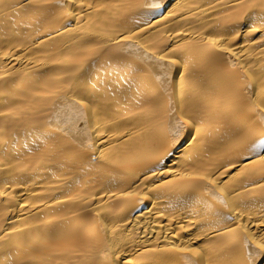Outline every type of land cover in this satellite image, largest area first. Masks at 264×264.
Instances as JSON below:
<instances>
[{
	"label": "bare ground",
	"instance_id": "1",
	"mask_svg": "<svg viewBox=\"0 0 264 264\" xmlns=\"http://www.w3.org/2000/svg\"><path fill=\"white\" fill-rule=\"evenodd\" d=\"M264 0H0V264H264Z\"/></svg>",
	"mask_w": 264,
	"mask_h": 264
},
{
	"label": "snow or ice",
	"instance_id": "2",
	"mask_svg": "<svg viewBox=\"0 0 264 264\" xmlns=\"http://www.w3.org/2000/svg\"><path fill=\"white\" fill-rule=\"evenodd\" d=\"M258 147L264 148V141H261Z\"/></svg>",
	"mask_w": 264,
	"mask_h": 264
}]
</instances>
